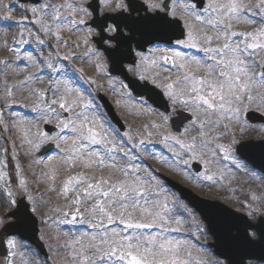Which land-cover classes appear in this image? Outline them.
Wrapping results in <instances>:
<instances>
[{
    "label": "snow or ice",
    "instance_id": "1",
    "mask_svg": "<svg viewBox=\"0 0 264 264\" xmlns=\"http://www.w3.org/2000/svg\"><path fill=\"white\" fill-rule=\"evenodd\" d=\"M31 3L18 0L24 19L9 23L17 4L0 0V32L35 26L0 42L12 57L0 58V264H209L198 243L208 236L223 249L214 264H264V179L247 203L236 201L240 216L189 206L144 163L147 153L179 175L195 161L198 183L230 191L235 173L255 175L236 146L237 130L264 122V0ZM92 85L116 93V107L139 105L137 116L157 118L122 133ZM160 99L164 112L153 107ZM177 115L183 131L173 135ZM45 145L54 154L41 160Z\"/></svg>",
    "mask_w": 264,
    "mask_h": 264
},
{
    "label": "rangeland",
    "instance_id": "2",
    "mask_svg": "<svg viewBox=\"0 0 264 264\" xmlns=\"http://www.w3.org/2000/svg\"><path fill=\"white\" fill-rule=\"evenodd\" d=\"M57 2H60V0H57ZM3 3L7 4V5L17 4V7L14 8L12 11V21H9V23H12L16 20L24 19V13H23L22 9L19 7L17 0H3ZM28 6H33V5L28 4ZM2 14H3L2 11H0V15H2ZM28 16L30 17L31 14L29 13ZM3 23H4L3 21H0V24H3ZM25 27H30L35 31V26L31 25L28 22V20H25L24 24L18 25V26H13L10 31L0 32V42L7 40L10 45L13 44L15 33H17L18 31L22 30ZM240 30H244V29L241 28ZM77 35H79V33H77ZM75 38H76L75 36L71 37V39H73V40ZM20 48H21V54H23V51L25 50L26 46H20ZM0 58L6 59V58H12V57H11L10 53H7L6 51H0ZM84 67H85V75L86 76L93 75V72L91 71V68L89 66L85 65ZM13 79H22V77H10L9 83H11ZM45 79H46V77H45ZM101 82L106 83V81H101ZM36 86L42 87V85H36ZM84 87H89V86L85 84ZM91 89H92L93 94L95 95L97 104L101 105V103L98 100L99 95L105 97V99H107V101L111 104L116 116L121 121L122 125L124 126V131H127L128 128H131L132 131L135 132L141 126V124L146 122V120H145L146 117H140V116L136 117L137 115L135 114L136 113L135 111L139 108V105H136L134 108L133 107L118 108V107H116L115 100L119 99V96L116 93H113L107 89L97 90L95 85H92ZM119 91H120V89L117 86V92H119ZM19 98L21 100L24 99L23 96H21ZM133 98H135V97L133 96ZM25 103H30V101H25ZM129 103H131V101H129ZM13 110L25 115L27 119H32L35 115L29 109L19 107V106L14 107ZM100 111L103 114H105L106 118L110 121V119L108 118V116H107L102 105H101ZM122 111H125L126 115H124L122 113ZM158 112H160V111H158ZM132 115L135 116L134 120L131 118ZM150 117H152V119L157 118L156 116H150ZM174 117H176V116H174ZM143 120H145V122H143ZM110 123L112 124L113 127H116L111 121H110ZM51 126H53V125H51ZM41 127H43V125H41ZM169 131L173 135L179 134V133H174L172 131L171 125H169ZM182 131H183V128H182L181 132ZM53 135H55V133ZM237 140L239 141V143L247 142L250 140H252V141L253 140L254 141L263 140L264 141V125H253V124H251L250 127L244 132L243 136H241L239 133V130H237ZM0 143H3V142L0 141ZM147 147L151 152H155L157 155H160L162 152V148L158 143L150 144ZM53 154L54 153L51 152L48 155L40 157V159L44 160L47 156L53 155ZM169 156L171 157L170 153H169ZM20 160L22 163H27V161L25 160L24 157H20ZM8 161H9V166L10 165L12 166V169L10 167L8 169L9 178L11 179L13 177L15 180V176L13 173L14 161L11 160L10 156L8 157ZM193 162H195V161L189 162L190 166H189L187 173L181 172L179 175H177L171 171L166 170L165 168H162L157 162L153 161L147 153L145 154V160H144V163L150 165V167L155 170L157 175L169 178V179L177 182L182 187L187 188L193 194L199 196L200 198L205 199V200H209V201H217V202L222 203L223 205L229 207L230 209L234 210L235 212L245 214V210L240 206L239 203H236V201L239 200L241 203H247L248 202L247 197H248L249 190H256L261 183V179H264V175L261 174L259 171L254 170L251 166H249L251 169L254 170L255 175L250 177L249 175H247L245 173H235L236 179L232 182L231 185H229V188L234 189L236 191L226 190L221 185H215V186L210 188V187L205 186V184L203 182L198 183L196 173L191 168V164ZM199 165L202 168V165L201 164H199ZM229 168H230V166H229ZM185 175H187L189 178L185 179L184 178ZM48 198H50L53 203H59V201L56 200L55 193L49 194ZM4 211H5V209H0V214H2ZM37 219L39 221V217H37ZM253 222H255V221H253ZM39 227H40V224H39ZM68 227H70V226H68ZM68 227H66L65 230H67ZM211 242H212V238H211V236H208L207 238L202 237L198 243L203 246L202 252L204 253L205 258L209 261V264H214V262L219 258H217L213 254L212 249H210L208 247V243H211ZM50 264H51V262H50ZM256 264H261V263L256 262Z\"/></svg>",
    "mask_w": 264,
    "mask_h": 264
},
{
    "label": "water",
    "instance_id": "3",
    "mask_svg": "<svg viewBox=\"0 0 264 264\" xmlns=\"http://www.w3.org/2000/svg\"><path fill=\"white\" fill-rule=\"evenodd\" d=\"M29 3L32 4L31 0H29ZM128 79L132 80L133 78L129 76ZM140 91H141V89H139V88H133L132 94L135 97H137L138 93ZM98 98H99L100 102L102 103V106L105 109V112L107 113V116L109 117L111 122L115 126H117L118 129H120L123 132L124 126L122 125L121 121L115 115V112H114L112 106L110 105V103L101 95H99ZM153 107L159 111L164 112L165 109L167 108V101L160 99L157 102V104H155ZM182 115H186V113L182 114ZM182 115H177V117L173 118V120L171 121V128H172L173 132H175V133H178V130H179V132L181 131ZM184 123L186 124V121ZM254 124H264V122L257 120ZM53 127L54 126H51V125H47V126L44 125L43 128H45L46 130H52ZM54 133L55 132L52 131V134H54ZM246 145L248 147H244ZM50 147H52V146L51 145H45L44 148L41 149V152L38 153L37 155H39V157H42L46 154H49L51 151H47V149H49ZM242 154L244 157L247 158L249 165H251L254 169L259 170L262 174H264V141H257V142L249 141V142L241 143L240 145L237 146V155L241 156ZM191 168L196 173L198 169H201V166L197 163H193L191 165ZM163 179L170 186V189L173 190L174 192H176L181 199H183L186 203L189 204V206H198L200 203L208 202V203L216 204L220 208L226 209L227 211H229L235 215L243 216L242 214L234 212L230 208L226 207L225 205H223L217 201H209V200H205V199L200 198L199 196L193 194L187 188L182 187L180 184H178L177 182H175L169 178L163 177ZM37 227H38V219H37ZM28 235L31 237V233H29ZM33 239H35V238H33ZM212 239H213V242L209 244V247L213 249V253L217 257H219L220 259L223 258V256H222L223 249L217 245L216 239L214 237H212ZM36 242L39 243L38 240ZM6 251L7 250L4 247H0V260H3L5 258ZM257 263H261V262L257 261Z\"/></svg>",
    "mask_w": 264,
    "mask_h": 264
},
{
    "label": "bare ground",
    "instance_id": "4",
    "mask_svg": "<svg viewBox=\"0 0 264 264\" xmlns=\"http://www.w3.org/2000/svg\"><path fill=\"white\" fill-rule=\"evenodd\" d=\"M91 71H92V70H91ZM135 112H136V111H135ZM122 113H123L124 115H126L125 111H122ZM136 117H138V116H136ZM131 118L134 120V119H135V116L132 115ZM147 119H152V117H146L145 120H147ZM145 120H143V122H145Z\"/></svg>",
    "mask_w": 264,
    "mask_h": 264
},
{
    "label": "trees",
    "instance_id": "5",
    "mask_svg": "<svg viewBox=\"0 0 264 264\" xmlns=\"http://www.w3.org/2000/svg\"><path fill=\"white\" fill-rule=\"evenodd\" d=\"M9 167L12 169V166H11V165H10ZM11 181H12L13 183H15V180H14L13 177L11 178ZM67 230H68V229H67Z\"/></svg>",
    "mask_w": 264,
    "mask_h": 264
}]
</instances>
